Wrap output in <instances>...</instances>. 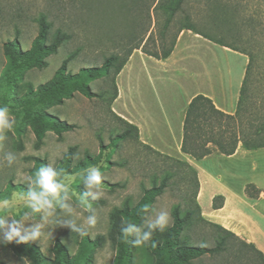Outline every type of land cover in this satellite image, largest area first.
Instances as JSON below:
<instances>
[{
  "label": "rangeland",
  "instance_id": "374dc122",
  "mask_svg": "<svg viewBox=\"0 0 264 264\" xmlns=\"http://www.w3.org/2000/svg\"><path fill=\"white\" fill-rule=\"evenodd\" d=\"M157 2L158 0H0V76L3 75L6 64L3 44L17 38L21 51H27L38 34L40 17H44L49 24L47 43L52 41L57 31L67 37L55 54L38 55L33 60L13 58L12 69L0 83V105L9 107L10 115L15 121L13 128L7 133L9 139L0 143V199H16L14 194L27 191L22 177L32 174L35 169L33 159H39L44 165L51 163L58 171L59 162L65 154L71 152L69 169L59 175V178L70 182L72 202L82 212L83 221L90 212L79 200V194L84 191L82 174L90 166L99 167L103 174L104 195L100 200L90 202L97 216V225L88 230V237L94 240L103 236L104 241L95 250L91 264L114 262L116 250L108 237L110 213L113 209H120L126 204L129 207L135 206L144 190L158 187L164 181V192L155 199L152 208H163L170 213V227L174 209L177 208L182 217L187 211L194 209L193 175L184 166L158 157L142 147L132 133L115 145L112 144V139L126 130L110 112L108 101L112 94V72L107 76L85 80L94 95L91 98L74 92L71 97L61 99L55 90H50L29 100L25 89L20 86L31 85L36 91L39 85L53 77L65 60H68L66 71L75 75L82 68L101 67L111 55L123 57L141 39L145 40L151 32L155 33L154 8ZM185 17L201 34L215 41L236 45L250 53L253 59L250 101L264 109V0H184L180 11L175 15L171 33H175L178 27L187 22ZM188 45L193 48V54L189 53L185 57L189 69L187 74L191 80H180V86L169 84L164 87L169 90V95L172 97L178 93L184 98L185 94L188 97L197 90H208L219 101L230 103L229 91L236 88L239 81L242 82L244 60L208 47L198 40H188ZM43 113H50L59 120L74 125V130L56 135L44 120ZM37 124L43 127L44 133L40 145L36 144L33 131ZM17 129H21V132L18 133ZM9 151L19 155V160L13 167H8L3 159L4 153ZM86 156L92 157L95 163L79 168L84 164ZM253 159L255 158L241 154L233 160L222 158L213 163L228 165L227 168L232 173L228 181L234 188H238L240 183L251 180L255 175L248 163H264V154L259 159ZM8 183L21 185L26 190L8 191ZM25 210L22 202H17L10 210L0 212V215L20 219ZM38 218V215L34 217ZM222 236L217 230L199 221L185 228L181 235L182 238H187L190 245L210 249L216 246L218 237ZM55 240L65 247L69 258L75 256L80 237L72 234L68 228L53 229L52 238H45L42 244L39 241L30 243L38 246L47 261H52ZM226 242L230 247L228 252L192 259L190 264H260L258 256L248 248H242L238 240L227 238ZM154 261L145 245L133 247L130 264H154ZM0 262L31 264L29 259L16 257L3 245H0Z\"/></svg>",
  "mask_w": 264,
  "mask_h": 264
},
{
  "label": "trees",
  "instance_id": "16d2710c",
  "mask_svg": "<svg viewBox=\"0 0 264 264\" xmlns=\"http://www.w3.org/2000/svg\"><path fill=\"white\" fill-rule=\"evenodd\" d=\"M183 2L184 0H158L154 8L156 18L155 33L151 32L145 40L141 39L135 46L130 48L123 57H120V55H111L105 59L101 67L82 68L75 75L66 71L68 60H65L56 70L53 77L46 83L39 85L36 91H34L31 85H21L20 87L25 89L26 97L29 100L50 90H55L61 99L71 97L74 92L91 98L94 95L91 93L85 80L95 76H107L112 72V94L108 101L110 112L126 129L119 137L112 139V144L115 145L120 139L129 137L132 133L133 137L142 147L158 157L172 160L184 166L193 175V183L195 186L193 196L194 209L187 211L184 217L180 215L177 208L174 209L172 213V225L163 233L155 232L152 239L145 245L155 259L154 264H190L192 259L201 258L206 255L214 256L216 254L226 253L230 249L226 242L227 238L238 240L242 248L245 247L251 250L258 256L259 263L264 264L263 255L256 251L253 246L247 245L231 232L201 217L199 206L196 203V194L199 186L196 170L186 162L161 155L148 146H143L138 139L137 127L121 119L111 110V104L117 97L115 78L134 50H140L143 54L156 60H165L173 52L178 35L182 30L192 31L215 44L231 48L225 43L215 41L205 34L196 31L191 24H189V19L187 17H185V21L187 22L178 27L175 33H171L170 31L174 24L175 15L180 11ZM38 26V34L27 51H21L17 38L3 44V55L6 59V64L4 73L0 76V83L4 81L6 75L12 69L13 58L17 57L33 60L38 55L48 56L55 54L57 49L67 39L64 33L57 31L52 41L47 43L50 28L44 17L39 18ZM157 32L158 35L156 34ZM247 57L248 63L233 114H226L217 109L213 101L202 94H197L190 100L183 117L182 153L191 156L195 160H201L213 153L231 156L235 153L239 144L249 151L264 147V109L260 106L257 107L256 104L250 101V81L253 74V59L251 55H247ZM43 118L50 124L51 129L58 136L65 132H71L75 128L74 125L61 121L50 113H43ZM33 131L36 137V144L40 145L44 137L43 127L38 124L34 125ZM17 132L20 133L21 129H17ZM71 156V152H68L59 162L58 171H60V176L63 172L68 171L69 164L71 163ZM33 160L35 162V169L32 170V174H34L40 166L44 165L39 159ZM92 163H95L92 157L86 156L84 164L79 166V168L89 166ZM165 186V182L162 181L158 187L153 186L144 190L143 196L135 206L129 207L126 204L120 209H113L111 211L108 237L116 250L113 264H130L131 261L133 247L121 238V224L127 222L140 224L142 218L146 214L143 209L145 206L149 209L152 208L155 199L164 192ZM7 189L8 191L26 190L21 185L14 186L11 183L7 184ZM244 193L249 198H256L258 191L253 184L247 183L244 187ZM221 206L222 197H214L212 208L219 209ZM196 221L217 230L223 235L222 237H218L214 248L210 249L205 246H193L187 243L186 237H181L184 229L191 227ZM103 241V236H98L94 240H91L88 236L83 238L80 237L77 253L74 257L69 258L65 247L58 240H55L52 249L54 254V259L52 261H47L40 252L38 246L33 243L17 244L13 242L3 246L9 249L16 257L29 259L31 264H91L95 250L102 245ZM0 264L3 263L0 262Z\"/></svg>",
  "mask_w": 264,
  "mask_h": 264
},
{
  "label": "crops",
  "instance_id": "0c3cea01",
  "mask_svg": "<svg viewBox=\"0 0 264 264\" xmlns=\"http://www.w3.org/2000/svg\"><path fill=\"white\" fill-rule=\"evenodd\" d=\"M193 39L208 47L242 58L244 64L241 79L243 80L248 63L247 55L250 53L239 49L236 45L227 43L226 45L231 48L224 47L192 31L182 30L173 52L165 60H156L140 50L132 52L115 78L117 97L111 104V110L121 119L137 127L138 139L143 146L192 166L196 170L199 184L196 203L201 217L231 232L247 245L253 246L264 257V163H248L255 175L251 180L240 183L238 188H234L228 181V177L232 176L230 169L227 168L228 165L213 163L222 158L233 160L241 154L259 159V156L264 154V147L249 151L239 144L231 156L213 153L201 160H195L181 152L183 117L190 100L195 95L202 94L209 97L217 109L226 114H233L242 83L239 81L240 84L229 91L230 103L219 101L212 93L207 92L208 90H197L188 97L185 94L184 98L178 93L172 94L171 97L169 90L164 87L169 84L180 86V80H191L190 75L187 74L189 69L185 57L189 53L193 54V48L188 45V40ZM177 96L179 98H176ZM247 183L253 184L257 189L256 198L245 195L244 187ZM218 196L222 197V206L213 209V198Z\"/></svg>",
  "mask_w": 264,
  "mask_h": 264
},
{
  "label": "clouds",
  "instance_id": "9594fccd",
  "mask_svg": "<svg viewBox=\"0 0 264 264\" xmlns=\"http://www.w3.org/2000/svg\"><path fill=\"white\" fill-rule=\"evenodd\" d=\"M7 105H0V143L9 139L7 133L14 126ZM3 159L8 167H13L19 160L14 152L4 153ZM59 172L51 163L40 166L34 174H26L22 182L27 191L14 194L16 199H0V212L10 210L17 202H22L26 209L20 219H12L8 215H0V245L13 242L28 244L45 238H52V230L57 227L68 228L83 238L89 235V229L97 225L95 210L91 208L93 201L104 195L103 174L97 166L86 168L82 174L84 191L79 194L80 203L89 208L90 214L81 221L82 212L72 202L70 182L59 178ZM146 215L140 224L122 223L121 238L132 247L146 245L155 232L163 233L170 225V213L163 208L143 209ZM38 215V219H34ZM9 221H11L9 223Z\"/></svg>",
  "mask_w": 264,
  "mask_h": 264
}]
</instances>
